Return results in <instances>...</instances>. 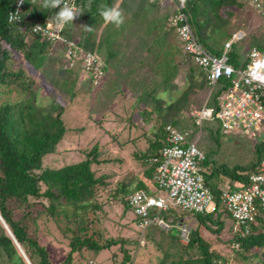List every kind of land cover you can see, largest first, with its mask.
I'll return each mask as SVG.
<instances>
[{"label": "trees", "instance_id": "obj_1", "mask_svg": "<svg viewBox=\"0 0 264 264\" xmlns=\"http://www.w3.org/2000/svg\"><path fill=\"white\" fill-rule=\"evenodd\" d=\"M14 2L0 0V88L6 92L14 88L16 95L21 93L17 99L5 98L0 102V217L29 264H82L88 252L96 253L118 243L115 239L104 241L94 225L98 221L96 212L102 211L99 196L105 191L109 198L118 197L119 200H116L122 210L129 209L125 197L135 189L145 188L151 179L156 162H150V158L158 156L166 124L178 130H187L191 138L197 137L196 145L204 153V183L211 192L213 209L201 214L170 209L162 213V217L170 224L169 229L150 227L142 234L141 242L143 238L159 244L160 240L165 239L167 251H164L166 256L163 264H214V260L226 264H246L248 261L264 264V223L261 221L252 224L250 232L242 237L230 234L223 241L217 234L223 229L221 216H226L220 198L222 181H226L229 188H236L233 186L235 183L247 184L248 174L256 169L259 159L264 155V138L254 141L250 149L252 156L245 164H214L212 156L218 154V133H224L220 131L216 119H205L200 125H195L189 112L187 116L186 112L203 103L216 107L215 98L226 82L221 79L212 88L208 86L204 71L182 52L174 32L166 25L169 6L148 0H91L90 10L82 11L84 18L80 14L75 19L82 17L83 24L78 44L98 58L100 68L105 73L111 68V75L116 80L111 85L105 84L108 87L106 89L102 86L107 73L97 84L91 82L90 98L95 101L98 87H101L104 96L108 92L122 94L125 90L129 91L134 103L125 116L128 118L125 119L127 135L118 146L121 148L128 141H145V147L134 157L138 161L136 167L142 169V175L146 178L141 179L130 173L110 186L108 174L98 172L113 161L102 156L106 149L102 151L94 145L83 153L82 158L70 161L61 158L57 149L70 129L63 120L67 103L65 105L53 97L44 101L38 99L32 80L26 78L28 71L40 69L52 57L50 47L53 46L50 41L31 33L29 26L34 22H56L59 8H44V0H23L22 19L8 22L6 12ZM88 2L76 0L75 6L86 8ZM103 4L119 7L124 17L121 25L103 20L99 14ZM184 8L192 33L209 53L218 55L224 42L233 33L239 32L240 37L231 42L226 51L232 66H238L251 46L264 54V17L255 12L246 0H186ZM252 13L258 16L256 24L249 20ZM157 14L160 16L159 21L149 23ZM91 16L93 19L87 22ZM95 23L97 35L91 33ZM74 26L75 22L64 24L63 34L69 39L74 38ZM159 29L168 36L172 33L177 40L181 55L177 62L170 58L172 52L168 40L171 38L161 37ZM133 44L140 48L128 54L127 47ZM157 46L159 48L155 50ZM123 52L128 55L125 57ZM17 54L21 57L18 65ZM127 61L139 65L147 74L155 72L149 69L151 64H164L167 68L160 80L149 83L148 76L139 77L142 72L138 68L125 69L126 65L123 64ZM63 69L66 77L62 76L60 80L71 81L67 94L73 96L71 89L75 87V81L81 73L80 60ZM181 73L183 81L176 86L173 80ZM141 121L143 124L148 122L145 125L147 128L144 129ZM131 125L138 128V134L132 137L129 135ZM56 152L58 157L51 160L53 163L45 164L44 157ZM130 186L135 188L130 190ZM31 201H38L40 206L35 207V202ZM14 212L17 216H14ZM59 215L64 221L56 220ZM190 216L194 227L191 226L187 241L183 243L178 239V233L170 235L169 230L180 221L190 223ZM41 217L51 223L66 240L67 251L58 262L50 261L46 247L40 243L39 238L42 236L37 234V218ZM200 225L208 232L217 234L213 242L222 245L226 242L224 246L228 251H222L221 248L209 250L210 242L201 237ZM232 244H235L234 247H230ZM17 245L0 221V264H28ZM193 249L196 250L195 256L189 254ZM127 259L129 256L124 254L120 264H131Z\"/></svg>", "mask_w": 264, "mask_h": 264}, {"label": "built area", "instance_id": "obj_2", "mask_svg": "<svg viewBox=\"0 0 264 264\" xmlns=\"http://www.w3.org/2000/svg\"><path fill=\"white\" fill-rule=\"evenodd\" d=\"M167 5L170 8L166 25L174 32L182 52L203 70L206 84L211 88L219 80L226 82L216 96V107L203 103L189 111L195 125L202 120L216 119L224 134H240L246 138H264V54L251 46L240 59L238 66L228 61L226 51L231 42L240 37L235 32L224 42L218 55L209 53L192 33L185 13L186 0H148ZM251 8L264 17V0H246ZM74 4L76 0H65ZM20 0H16L6 13V20L13 15L19 22L22 19ZM63 7V4H61ZM64 26V25H63ZM61 24L47 21L34 22L30 32L64 48L67 66H73L78 59L81 71L88 80L97 82L104 72L98 58L90 51L82 49L76 39L63 35ZM165 137L158 156L151 157L156 162L151 179L145 188H138L126 195V204L131 211L135 227L140 236L150 227L167 230L170 224L162 213L170 209H180L191 213H206L213 209L212 195L204 183L203 151L196 145L197 137L191 138L187 130H178L170 124L164 126ZM255 139V140H256ZM229 188L225 183L220 188V198L232 225V233L240 237L251 230L252 224L264 223V155L256 169L247 176V184H237ZM176 228L178 239L187 241L191 226L180 221ZM236 244V243H235ZM232 244L231 247H234ZM214 264H226L214 260ZM89 263H92L89 261Z\"/></svg>", "mask_w": 264, "mask_h": 264}, {"label": "rangeland", "instance_id": "obj_3", "mask_svg": "<svg viewBox=\"0 0 264 264\" xmlns=\"http://www.w3.org/2000/svg\"><path fill=\"white\" fill-rule=\"evenodd\" d=\"M81 16L84 18V12H81ZM82 17L79 18V20L73 21L75 22L72 32L73 37L78 40L81 36L79 35L80 31L83 32L81 27L83 26ZM147 17L150 19L149 16ZM159 17L160 16L158 14L155 15V19L150 20L149 23L151 22L152 24V22L159 21ZM92 19V16L87 18V22H90ZM141 19H144V17ZM257 19L258 16L254 13H252L249 18V20L254 24H256ZM92 27L93 30L91 28V33L97 35V23H95ZM162 32L163 31L159 29L161 37L164 36V39H168L169 37L171 38L168 40V44L170 46L169 50L172 52L170 58L177 62L181 56L177 40L172 33H170L172 36H168L166 34H162ZM145 45L147 44H144V46ZM50 48V56L52 57H50L40 69L28 71L26 78L32 80V87L35 89L36 97L38 99L44 101L46 98L53 97L60 99L65 105L67 103V111L63 114V120L70 129L65 133L60 142V146L57 149V152L61 154V158L66 161L82 158L83 153L94 145H96L100 150L102 149V151L106 149L107 151H104L105 153L103 152L102 156L113 159V161L106 164L107 167L104 165L105 167L98 172L108 174V179L111 180L112 183L111 184L109 182L110 186H114L116 180L125 178L126 176H129L130 173L135 174L136 172L142 171L141 168L136 167L138 165V161L134 157V154L136 155V153L145 147V141L143 139H141L139 143H136L135 141H128L123 144L121 148L118 146L122 143L121 141L124 140L125 134L127 133V122H125V119L128 120V118L125 116L127 115L128 110L132 108L134 103L133 96H131L130 92L127 90L124 91L123 98L119 93L109 94L108 92L104 96V93L101 91L102 89L99 87V90L97 88V97L95 95V101H92V97L90 98L91 88L89 89L92 83L88 82L85 78L81 79L80 74L75 81V87L73 86L71 89L73 96H69V94H67V90L70 88L69 86L71 85V81L69 80L68 83L61 82L60 80L62 76L63 78L66 77L64 76L66 73H64L63 69L66 67V61L62 54V48L57 44H55V46H51ZM139 48L140 47L134 44L128 46L127 53L129 54L130 51H133L134 53ZM158 48L159 47L157 46L155 50H158ZM233 48L234 45L232 49ZM127 53L123 52L125 57L128 55ZM17 55L19 56L16 60V64L18 65L20 64L19 62L21 57L19 54ZM123 65H126L125 69L138 68V70L142 72L139 74V77L148 76L150 78L149 83L160 80L162 78L163 71L167 68L164 64H159L157 66L151 64L148 67L150 70L155 72L154 74H147L144 73L142 67L135 65L133 62L127 61ZM182 81L183 74L181 73V75L173 80V84L177 86L181 84ZM20 95L21 93L16 95L14 88L9 92L0 88V102L5 98H9L10 100L17 99ZM186 110L187 108H185V111ZM189 110L186 112V116L188 115ZM115 112L118 114L120 112H124V116H122L121 113L120 116L122 117L119 116L116 118ZM141 123L142 126H144V129L147 128L145 125H147L148 122H144L143 124L141 121ZM118 124H120L119 127L117 126ZM130 128V137H132L135 133L138 134L137 127L131 125ZM133 130H135V132H132ZM256 138L257 136L246 138L244 135L240 134L224 135L219 132V148L217 147L218 154H216V156L215 154L212 156L214 164L218 166L222 164L226 166H232L233 164H245L252 156L250 149L252 148V144ZM57 152L49 156H45L43 160L46 162L44 163H53L51 160L58 157ZM100 166H103V164ZM222 182L224 184L226 183L224 180ZM233 186L237 187L236 184ZM131 187L132 186L129 187L130 190L135 188ZM108 195L109 194H107V192L102 191L99 196L100 200H102L100 201L102 211L98 213L96 212L98 221H96L94 225L98 228L104 241L108 239H115L118 243L111 245L106 249L97 251L96 253L88 252L87 255L84 256L82 264H120L124 258V254L129 256L127 261H130L131 264H163L165 262L163 261L165 260L164 256H166L164 251H167V249H165L167 241L163 239L162 241L160 240L161 243L157 244L153 241L148 242L142 238L141 242V236L135 227L134 217L131 211L129 209L122 210L121 204L117 201L119 200L118 197L116 200L114 198H109ZM30 203H33L35 207L40 206L38 201H31ZM14 216H17V213L14 212ZM221 218L223 220V229L217 234H219V238L224 241L229 238L230 234H233L232 225L227 213L226 216L223 214ZM192 219V217L188 219L190 222L188 224L190 226L193 225L194 227ZM56 220L58 222L64 221L60 215L57 216ZM37 222L39 223L37 234L42 236L39 240L40 243L46 247L50 261H60L67 251L66 240L62 238L59 231L54 229L51 223H48L42 217L41 219L37 218ZM185 222L187 221L185 220ZM199 229L203 240L210 242L208 247L209 250L221 248L222 251H228V248L226 249L224 246L226 242H224L223 245L220 242H213L217 234L208 232L202 227V225H200ZM176 233H178L176 226H172L169 230V234L176 235ZM195 252L196 250L193 249L189 251V254L195 256ZM182 256H184V254ZM89 261L92 263H89ZM246 264L252 263L248 261Z\"/></svg>", "mask_w": 264, "mask_h": 264}, {"label": "clouds", "instance_id": "obj_4", "mask_svg": "<svg viewBox=\"0 0 264 264\" xmlns=\"http://www.w3.org/2000/svg\"><path fill=\"white\" fill-rule=\"evenodd\" d=\"M16 1V0H15ZM15 3V2H14ZM20 3H23V0H20ZM61 4H63V7H61ZM13 6V5H12ZM11 6V7H12ZM90 6H91V0H89L88 2V6L86 8H78L76 7L74 4H69L66 3L65 0H44L43 2V7L44 8H59V11L56 14V19L58 20V22L61 24V26H63L64 24H68V23H73V21L81 14V12L84 9H88L90 10ZM10 7V8H11ZM22 7V4H21ZM9 8V9H10ZM8 9V10H9ZM7 10V11H8ZM22 11V10H21ZM7 13V12H6ZM99 14L100 16L103 18V20L106 23H114L116 26H119L123 23L124 21V17L122 14V11L119 9V7L117 6H108L107 4H103L100 6L99 8ZM18 19V17L10 15L9 16V21L11 22L12 20ZM47 22V21H46ZM51 22V21H50ZM43 24V23H41ZM64 27V26H63ZM89 30L90 27H89ZM29 31H30V26H29ZM62 32H63V28H62ZM32 33V32H31ZM34 34V33H33ZM64 35V34H63ZM65 36V35H64ZM66 37V36H65ZM71 39H75V38H71ZM78 42V39H76ZM52 43V42H51ZM55 44H57L58 46H61L62 48V54L64 57V48L61 44L58 43H52L53 46H55ZM67 66V65H66ZM69 67V66H67ZM71 67V66H70ZM104 72V71H103ZM105 72L103 74V76L101 77V79L105 76ZM80 78H85L87 81H90L86 78L85 74L80 73ZM100 79V80H101ZM99 80V81H100ZM99 81L95 82V84H97ZM92 82V81H90ZM93 83V82H92ZM254 143V142H253ZM134 191V190H133ZM132 192V191H131ZM130 193V192H129Z\"/></svg>", "mask_w": 264, "mask_h": 264}, {"label": "crops", "instance_id": "obj_5", "mask_svg": "<svg viewBox=\"0 0 264 264\" xmlns=\"http://www.w3.org/2000/svg\"><path fill=\"white\" fill-rule=\"evenodd\" d=\"M127 46V45H126ZM125 46V47H126ZM128 48V47H127ZM114 68V67H113ZM112 69L110 68V69H108V72H106L107 73V76H106V80H105V83L103 84L104 86H102V88L104 89H106V88H108L107 86L108 85H111L113 82L115 83L116 82V80L113 78V76L111 75V71ZM113 81V82H112ZM101 83V82H100ZM105 84L107 85V86H105ZM101 88V87H100ZM98 90H99V87H98ZM121 96H122V98H123V93L122 94H120ZM114 101H117V100H114ZM122 113V116H124V112H120L119 114L117 113V112H115V115H116V118L117 117H119L120 116V114ZM121 117V116H120ZM118 127L120 126V124H118L117 125ZM123 130V129H122ZM136 174V177H139V178H141V179H144V178H146V177H143V175H142V171H140V172H136L135 173Z\"/></svg>", "mask_w": 264, "mask_h": 264}, {"label": "water", "instance_id": "obj_6", "mask_svg": "<svg viewBox=\"0 0 264 264\" xmlns=\"http://www.w3.org/2000/svg\"><path fill=\"white\" fill-rule=\"evenodd\" d=\"M0 221H1L2 225L4 226V228L6 229V232L9 234V236L13 239V241H14L15 244L17 245L15 239L12 237V235H11L9 229L7 228V226L5 225V223H4V221L1 219V217H0ZM17 248H18L19 252L21 253V255L24 257V259H25V260L27 261V263L29 264L27 258L25 257V255L23 254L22 250L19 248L18 245H17Z\"/></svg>", "mask_w": 264, "mask_h": 264}]
</instances>
